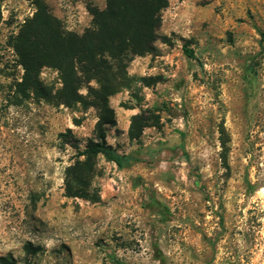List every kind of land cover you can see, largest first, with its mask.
Instances as JSON below:
<instances>
[{
  "label": "rangeland",
  "instance_id": "obj_1",
  "mask_svg": "<svg viewBox=\"0 0 264 264\" xmlns=\"http://www.w3.org/2000/svg\"><path fill=\"white\" fill-rule=\"evenodd\" d=\"M40 1L77 34L92 25L88 4H106L0 0V258L264 264V0L170 1L156 52L134 57L126 86L108 99L106 141L139 161L119 169L98 156L85 166L97 202L69 196L80 182L67 172L86 160L73 146L97 138L99 85L84 83L87 103L68 107L57 99L60 72L42 68L35 87L14 48ZM142 113L151 120L133 140Z\"/></svg>",
  "mask_w": 264,
  "mask_h": 264
},
{
  "label": "trees",
  "instance_id": "obj_2",
  "mask_svg": "<svg viewBox=\"0 0 264 264\" xmlns=\"http://www.w3.org/2000/svg\"><path fill=\"white\" fill-rule=\"evenodd\" d=\"M171 0H106L103 9L88 4L92 25L82 34L68 32L40 1L33 18L27 20L14 39V48L20 64L25 70V79H34L44 67L57 69L61 74L63 87L57 94L63 104L71 107L76 103L86 104L79 90L84 83L97 82L100 91L94 92V104L101 115L96 126V140H89L83 151L75 144L79 156L86 160L71 166L67 176L80 182V186L69 183L67 194L97 202V194L88 192L84 167L93 168L98 156L117 165L119 169L129 168L139 160L134 155L121 154L106 141L107 125L114 124V112L108 106V99L127 84L129 62L137 56L156 52L155 44L161 39L162 12ZM187 56L194 58L192 50L185 49ZM36 80V81H35ZM151 118L146 113L133 116L129 136L139 140ZM73 145V144H71ZM74 170L80 175L74 177ZM77 172V174H78ZM27 251L32 249L27 246ZM160 262L164 257L156 255ZM1 264H14L6 257Z\"/></svg>",
  "mask_w": 264,
  "mask_h": 264
}]
</instances>
